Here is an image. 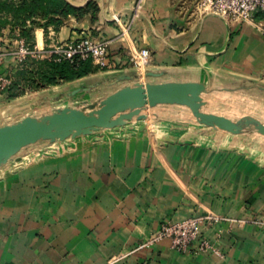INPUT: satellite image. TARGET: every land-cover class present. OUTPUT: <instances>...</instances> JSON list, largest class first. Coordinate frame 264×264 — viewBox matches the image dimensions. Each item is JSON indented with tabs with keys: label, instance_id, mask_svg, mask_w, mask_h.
Segmentation results:
<instances>
[{
	"label": "crops",
	"instance_id": "crops-1",
	"mask_svg": "<svg viewBox=\"0 0 264 264\" xmlns=\"http://www.w3.org/2000/svg\"><path fill=\"white\" fill-rule=\"evenodd\" d=\"M68 1L96 2V18L71 17L47 35L37 28L34 47L48 52L89 33L110 42L107 65L27 91L0 107L2 118L100 101L138 81L131 56L148 48L146 82H201L203 110L264 121L249 109L264 95L263 13L229 21L198 12V0H143L124 32L111 15L130 20L137 0ZM143 113L119 129L38 142L0 168V264H264L259 223L200 224L220 255L179 252L168 238L142 246L164 222L208 213L264 219V135L202 125L178 104Z\"/></svg>",
	"mask_w": 264,
	"mask_h": 264
},
{
	"label": "water",
	"instance_id": "water-1",
	"mask_svg": "<svg viewBox=\"0 0 264 264\" xmlns=\"http://www.w3.org/2000/svg\"><path fill=\"white\" fill-rule=\"evenodd\" d=\"M136 71L138 81L119 88L100 101L83 107L57 108L40 116L27 115L17 121L0 125V168L19 158L20 153L38 142L55 143L69 138L91 135L106 129H119L129 121L148 118L143 110L160 104L186 106L196 120L214 129L233 134L256 132L264 135V121L244 114L232 119L203 110L207 91L201 82H146Z\"/></svg>",
	"mask_w": 264,
	"mask_h": 264
},
{
	"label": "built area",
	"instance_id": "built-area-1",
	"mask_svg": "<svg viewBox=\"0 0 264 264\" xmlns=\"http://www.w3.org/2000/svg\"><path fill=\"white\" fill-rule=\"evenodd\" d=\"M143 0L136 1V7L130 20L123 22L118 14H112V20L118 25L124 27V32L132 26L139 11L142 7ZM198 12L203 14H215L226 18L229 21H253L254 14L260 12L264 14V0H198L196 4ZM18 61L22 62L28 56L36 57L40 50H32L23 39L18 41ZM108 40H99L91 34L86 33L82 37L70 41L68 43L54 46L48 51V54L55 53L71 62L75 60L90 59L93 64L104 67L108 63ZM131 62L144 78V73L151 63V53L148 48H142L131 56ZM10 81L2 76L0 71V87L1 89L8 86ZM228 220L240 225L247 223H259L264 225V219L254 218H227L216 214H204L186 218L179 222H164L158 233L149 241L145 242V246L153 241L168 238L171 247L179 252H213L221 254L220 250L208 238L200 234V224L220 222ZM198 240L197 245H194Z\"/></svg>",
	"mask_w": 264,
	"mask_h": 264
},
{
	"label": "trees",
	"instance_id": "trees-1",
	"mask_svg": "<svg viewBox=\"0 0 264 264\" xmlns=\"http://www.w3.org/2000/svg\"><path fill=\"white\" fill-rule=\"evenodd\" d=\"M98 11L94 1L75 6L68 0H0V34L4 30L18 31V36L33 48L37 28H43L47 35L50 27L59 30L71 17L79 19L91 15L94 20ZM94 69L90 59L71 62L55 53L43 60L28 57L14 72L11 84L3 89L0 87V94H6L12 100L25 91L72 81Z\"/></svg>",
	"mask_w": 264,
	"mask_h": 264
},
{
	"label": "rangeland",
	"instance_id": "rangeland-1",
	"mask_svg": "<svg viewBox=\"0 0 264 264\" xmlns=\"http://www.w3.org/2000/svg\"><path fill=\"white\" fill-rule=\"evenodd\" d=\"M18 36V31L10 32L9 30H4L2 34H0V71L2 76H4L7 80L10 82L8 85L11 84L12 76L14 72L21 68V65L28 57H31L33 59L37 60H43L47 56H49L48 52H45V50L37 51L36 54H39L36 57L28 56L26 59H24L22 62L18 61V41L21 40ZM32 50H37L35 47L31 48ZM24 94H27V91H25ZM10 99L7 98L6 94H0V107L6 103H11ZM250 110L255 111L258 115H260L264 119V95H256L252 98V103L249 107ZM18 118L17 115L13 116H5L4 118L1 117L0 114V124L2 123H10L11 121H15Z\"/></svg>",
	"mask_w": 264,
	"mask_h": 264
}]
</instances>
